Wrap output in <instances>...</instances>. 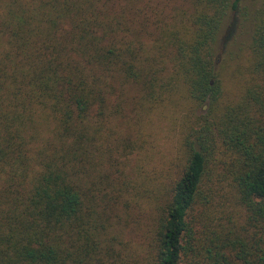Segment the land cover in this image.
Returning a JSON list of instances; mask_svg holds the SVG:
<instances>
[{
	"label": "trees",
	"instance_id": "trees-1",
	"mask_svg": "<svg viewBox=\"0 0 264 264\" xmlns=\"http://www.w3.org/2000/svg\"><path fill=\"white\" fill-rule=\"evenodd\" d=\"M150 2L0 0V264H264V0L233 100L217 55L246 0ZM123 105L180 122L131 257L101 246L94 179Z\"/></svg>",
	"mask_w": 264,
	"mask_h": 264
},
{
	"label": "rangeland",
	"instance_id": "rangeland-1",
	"mask_svg": "<svg viewBox=\"0 0 264 264\" xmlns=\"http://www.w3.org/2000/svg\"><path fill=\"white\" fill-rule=\"evenodd\" d=\"M150 3L155 12L161 10L164 14H169L167 11L173 7L166 0H151ZM255 4V0H246L237 29L225 34L222 49L217 55L219 63L225 66L224 73L228 75L226 90L233 93L229 100L237 97H234L237 87L230 78L233 66L244 62L249 53ZM123 106L124 112L115 117L109 129L99 133L94 140L98 149L95 152L94 179L98 194L109 193V198L99 201L101 207L108 208L106 217L109 218V222L103 223L107 230L101 237V246H112L118 253L131 257L147 249L151 242L152 216L144 203L148 200L152 180L161 175L174 158L180 122L171 111L141 107L132 111L131 107ZM46 129L48 125H44L41 131L49 133L50 130ZM221 204L224 206L227 203ZM220 208L217 205L211 212L214 214Z\"/></svg>",
	"mask_w": 264,
	"mask_h": 264
}]
</instances>
